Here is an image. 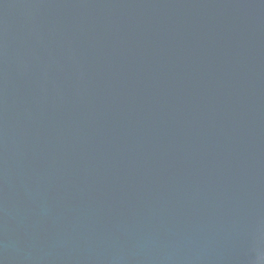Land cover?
I'll return each instance as SVG.
<instances>
[{"label":"water","instance_id":"water-1","mask_svg":"<svg viewBox=\"0 0 264 264\" xmlns=\"http://www.w3.org/2000/svg\"><path fill=\"white\" fill-rule=\"evenodd\" d=\"M0 264H264V0H0Z\"/></svg>","mask_w":264,"mask_h":264}]
</instances>
